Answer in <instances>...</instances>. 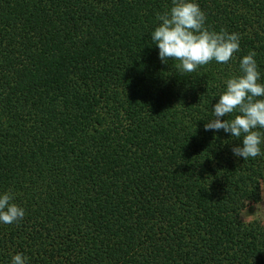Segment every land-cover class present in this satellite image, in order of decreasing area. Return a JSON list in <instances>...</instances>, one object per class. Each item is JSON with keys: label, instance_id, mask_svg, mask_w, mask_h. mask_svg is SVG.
<instances>
[{"label": "trees", "instance_id": "trees-1", "mask_svg": "<svg viewBox=\"0 0 264 264\" xmlns=\"http://www.w3.org/2000/svg\"><path fill=\"white\" fill-rule=\"evenodd\" d=\"M196 3L240 52L182 73L150 38L172 0H0V192L25 210L0 264H264V225L240 219L264 155L204 131L242 56L264 83V0Z\"/></svg>", "mask_w": 264, "mask_h": 264}, {"label": "clouds", "instance_id": "clouds-1", "mask_svg": "<svg viewBox=\"0 0 264 264\" xmlns=\"http://www.w3.org/2000/svg\"><path fill=\"white\" fill-rule=\"evenodd\" d=\"M158 24L151 32V42L158 49L162 64L178 61L182 73H192L212 61L227 64L240 52V36L226 30L210 31L206 16L196 0H172L170 9L157 15ZM255 53L239 59V73L223 81L224 89L211 107V118L204 131L239 139L231 147L234 158L248 160L264 155V83L255 60ZM235 114L232 119H226ZM10 190L0 192V224L10 225L22 220L25 210L14 203ZM10 264H29L22 253L11 256Z\"/></svg>", "mask_w": 264, "mask_h": 264}, {"label": "rangeland", "instance_id": "rangeland-1", "mask_svg": "<svg viewBox=\"0 0 264 264\" xmlns=\"http://www.w3.org/2000/svg\"><path fill=\"white\" fill-rule=\"evenodd\" d=\"M260 201L256 204L245 203L240 214V219L244 223L258 221L264 225V182L260 187Z\"/></svg>", "mask_w": 264, "mask_h": 264}]
</instances>
